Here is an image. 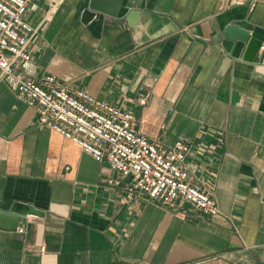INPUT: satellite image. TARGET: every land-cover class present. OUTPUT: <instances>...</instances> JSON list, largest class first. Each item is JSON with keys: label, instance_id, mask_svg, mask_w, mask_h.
Returning <instances> with one entry per match:
<instances>
[{"label": "crops", "instance_id": "crops-1", "mask_svg": "<svg viewBox=\"0 0 264 264\" xmlns=\"http://www.w3.org/2000/svg\"><path fill=\"white\" fill-rule=\"evenodd\" d=\"M87 3L31 0L35 64L20 71L134 110L164 146L193 142L186 164L213 184L222 214L184 199L133 207L130 178L39 126L0 78V209L44 211L0 225V264H264V63L225 36L235 24L264 40V0H123L129 19L100 13L85 24Z\"/></svg>", "mask_w": 264, "mask_h": 264}, {"label": "built area", "instance_id": "built-area-1", "mask_svg": "<svg viewBox=\"0 0 264 264\" xmlns=\"http://www.w3.org/2000/svg\"><path fill=\"white\" fill-rule=\"evenodd\" d=\"M226 1L242 4L246 0ZM257 1L251 0L252 5ZM30 2L0 0V78L9 83L19 100L34 107L37 124L61 133L97 161H107L111 169L130 178L124 198L133 207L144 201L172 206L184 199L206 215H221L212 196L213 184L194 179L186 164L193 142L180 139L164 146L142 132L134 110L84 89H73L57 75L43 74L36 80L20 71L30 72L35 64L32 42L39 27L26 18ZM51 14L49 9L44 18ZM141 103H146V98ZM231 220L237 229V218ZM25 231V225L19 227V232Z\"/></svg>", "mask_w": 264, "mask_h": 264}, {"label": "water", "instance_id": "water-1", "mask_svg": "<svg viewBox=\"0 0 264 264\" xmlns=\"http://www.w3.org/2000/svg\"><path fill=\"white\" fill-rule=\"evenodd\" d=\"M123 0H88L83 10L82 21L88 24L92 19L99 17L100 13L114 17L129 19V8L122 5ZM129 24V20H128ZM127 24V25H128ZM225 36L236 43H241V55L248 61L264 63V40L252 35L249 29L235 24H228ZM28 214L44 215V211L30 204L24 206L15 204L9 210L0 209V225L7 229H16L21 222L26 220Z\"/></svg>", "mask_w": 264, "mask_h": 264}]
</instances>
